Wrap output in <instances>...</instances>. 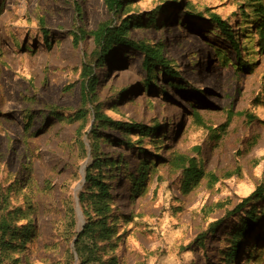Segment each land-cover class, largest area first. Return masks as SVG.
<instances>
[{
	"label": "rangeland",
	"instance_id": "1",
	"mask_svg": "<svg viewBox=\"0 0 264 264\" xmlns=\"http://www.w3.org/2000/svg\"><path fill=\"white\" fill-rule=\"evenodd\" d=\"M260 6L264 0H130L112 14L103 0H0V201L19 209L11 220L15 236L31 229L23 243L12 241L11 258L65 264L69 252L70 264H81L109 245L105 251L118 264H264V201L252 198L235 212L257 187L264 197V48L253 17ZM213 12L231 30L237 52L211 22ZM134 16L141 24L128 26L127 39L158 45L177 76L149 78L142 53L128 46H114L96 66L100 52L90 32ZM83 64L96 79L81 128L84 152L75 140L78 122L57 123L43 113L46 105L70 113L80 107ZM94 108L114 121L159 125L152 143L97 127L111 140L97 142L100 156L120 161L103 168L112 216L123 217L110 241L96 232L79 236ZM25 110L38 114L27 135ZM180 156L198 170L188 188V163L176 167ZM145 160V186L135 193L126 176ZM252 208L258 222L226 260L232 234Z\"/></svg>",
	"mask_w": 264,
	"mask_h": 264
},
{
	"label": "trees",
	"instance_id": "2",
	"mask_svg": "<svg viewBox=\"0 0 264 264\" xmlns=\"http://www.w3.org/2000/svg\"><path fill=\"white\" fill-rule=\"evenodd\" d=\"M129 1L130 0H103V3L108 12L116 14L122 8L123 3H128ZM255 13L257 15L253 17L258 19L257 23L255 22L257 24L258 49L262 50L264 48V6H260V8L255 11ZM209 18L211 19V22L216 26V28L222 32L223 38L228 39L233 47V50L237 52V46L232 39V32L227 28L226 22L222 20L221 16L215 12L210 13ZM157 21L158 20L156 19V13H151L147 17V22L149 23V25L153 26ZM139 24H141V21H139L138 17L134 16L131 17L129 21L122 20V22L118 26H111L110 23H102L98 25V27L94 31L90 32V35L93 38V42L100 52L96 60L94 61L96 62V66L104 64V57L108 52L112 50L114 46H128L130 49H134L142 53L143 57L141 61V67L149 78H154L155 76L153 75H157L159 73L168 77L177 76L178 74L175 69L172 68L159 53L158 45L150 46L148 44H143V42H133L127 39L128 26ZM90 66L91 65L87 64L82 65V70L80 72V91L82 93V102L80 103V107L75 112L70 113L66 108H58L55 105L45 106L50 113L47 109H45L47 113L43 110V113H45L44 115H51V117H54L53 120H55L57 123L71 125L78 122V128L75 132V140L76 142H78L79 149L83 152L84 147L80 140V135L86 112L85 106L88 103H91L88 99L90 96L94 97V85L96 84L95 77L91 76L92 69L90 68ZM143 86V92L149 91V82L144 83ZM37 115H35L30 110L23 111L22 130L26 135L30 132L32 120L34 118H37ZM247 117L251 118L250 115H248ZM93 118L94 123L88 133V138L91 140V142L89 143L90 163L84 170V185L82 191L78 193V204L85 221L79 236H81L82 233L86 232H96L100 234L103 240L110 241V237L114 234L113 230L117 227L116 223L118 222V220H122L123 217L120 216L119 218H114V216H112V196L109 192L110 186L107 182V176L103 171V168H106L107 170H114L113 168H117L120 161L107 157L102 158L100 156V150L98 148L97 142H110L111 140L104 139L101 132L97 131V127H101V129L108 128L111 130H115L123 137L125 136L127 138L130 134H140L144 137L149 136L151 137L149 141L152 143L153 136L157 128H159V125L155 124L153 127L145 128L144 126H141L135 122L127 123L114 121L101 112L97 111L96 108H94ZM44 119L46 120V116H44ZM52 123L54 122L51 121L48 126L52 125ZM157 142L160 144L159 141ZM132 147L133 144H127V149H131ZM184 162L188 163V167L184 169V172H186L184 181H186V187L188 188L189 181L196 182L194 177L196 176L198 170L194 167V164L191 163L190 160L187 161L182 158V156L175 159L177 168H179ZM149 166L150 165L147 163V160L139 162L135 168V174L126 176V179L129 180L130 191L133 190L135 193L142 191L145 186ZM262 191L263 190L261 187H257L250 196L243 199L242 202L235 207V212L240 211L242 207L247 204L252 198L255 200L261 199L262 201H264ZM3 201L4 200L0 201V264H3L4 260H6L5 264H18V260L11 258L8 254L9 251H13L11 250L13 245L12 241L20 237L21 243H23L28 237H30L31 229L25 228L24 231L22 230L21 236H15L14 232L12 231L11 220L13 219V217H15V213L18 212L19 209H8V207L3 204ZM261 213H264V206ZM245 215L246 217L240 220V225H238V228L232 234L230 252L228 253L226 260L233 259L240 239L247 232L251 231L253 226L258 222V218H256L254 214V208H252L251 211H247ZM5 236H8L9 240H7ZM77 244L78 241L75 240V248L78 252ZM20 245L21 244H17L15 245V247H19ZM108 247L109 245L99 246L97 256L84 258L83 260H81V264H86L90 261H92L94 264H118L116 262V259L112 255H110V252L108 254L106 253L105 250L109 249ZM71 262L72 255L68 252L65 258V264H70Z\"/></svg>",
	"mask_w": 264,
	"mask_h": 264
}]
</instances>
